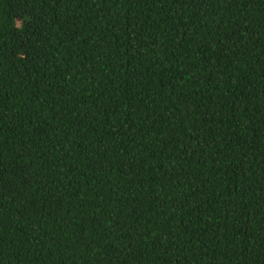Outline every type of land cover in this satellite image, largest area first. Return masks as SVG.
I'll return each instance as SVG.
<instances>
[{
  "label": "trees",
  "instance_id": "obj_1",
  "mask_svg": "<svg viewBox=\"0 0 264 264\" xmlns=\"http://www.w3.org/2000/svg\"><path fill=\"white\" fill-rule=\"evenodd\" d=\"M0 264H264V0H0Z\"/></svg>",
  "mask_w": 264,
  "mask_h": 264
}]
</instances>
